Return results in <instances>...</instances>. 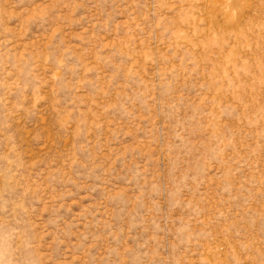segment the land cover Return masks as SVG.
<instances>
[{
	"label": "rangeland",
	"instance_id": "374dc122",
	"mask_svg": "<svg viewBox=\"0 0 264 264\" xmlns=\"http://www.w3.org/2000/svg\"><path fill=\"white\" fill-rule=\"evenodd\" d=\"M0 264H264V0H0Z\"/></svg>",
	"mask_w": 264,
	"mask_h": 264
}]
</instances>
